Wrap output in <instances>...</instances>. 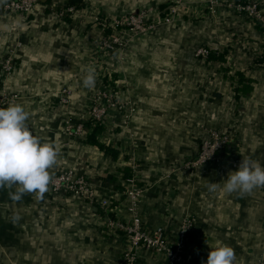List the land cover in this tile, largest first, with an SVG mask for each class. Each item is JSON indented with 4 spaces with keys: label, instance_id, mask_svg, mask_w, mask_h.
Wrapping results in <instances>:
<instances>
[{
    "label": "crops",
    "instance_id": "1",
    "mask_svg": "<svg viewBox=\"0 0 264 264\" xmlns=\"http://www.w3.org/2000/svg\"><path fill=\"white\" fill-rule=\"evenodd\" d=\"M208 1L38 0L28 18L7 14L0 5V89L18 94L30 114L33 134L59 148L58 162L50 170L53 176L65 169L86 175L95 197L112 196L116 210L127 203L123 171L130 169L144 188L141 216L146 230L163 226L173 242L180 221L194 219L185 264H206L218 244L234 249L237 264H260L262 189L241 195L222 188L243 158L264 166V60L259 57L264 31L243 15L208 13ZM179 2L185 6L179 8L177 20L137 37L120 61L113 60L120 98L136 107L131 121L125 124L123 114L113 109L93 138L96 143L89 139L91 130L71 136L65 121L88 120L90 100L99 90L97 79L94 88L83 86L105 35L94 19L143 9L167 11ZM66 5L77 6L78 14L60 18L50 12ZM200 47L217 50L222 59L196 57ZM11 51L15 69L7 76L1 61ZM64 88L74 92L68 104L60 103ZM204 128L235 132L231 151L220 166L208 165L199 172L184 169L198 153ZM209 183L220 188L210 192ZM124 209L116 214L127 215ZM14 215L20 217L16 222ZM109 217L88 199L54 197L50 187L43 200L30 193L20 202L0 189V264H120L127 242L108 234ZM138 261L166 264L152 250H142Z\"/></svg>",
    "mask_w": 264,
    "mask_h": 264
},
{
    "label": "built area",
    "instance_id": "2",
    "mask_svg": "<svg viewBox=\"0 0 264 264\" xmlns=\"http://www.w3.org/2000/svg\"><path fill=\"white\" fill-rule=\"evenodd\" d=\"M179 5L170 7L167 11L143 9L138 13H128L116 18H100L97 21L102 24L104 32L111 28L109 35H104L94 57V68L96 79L101 84L89 104L88 120L80 121L68 118L65 127L68 133L74 137H81L87 130H93L98 125H103L104 120L113 109L123 114L125 124H128L136 113V107L131 101L120 98L117 83L114 81L112 71L109 70L108 62L115 57L121 56L123 50L137 36L155 31L163 24H170L177 20L179 8L184 7L183 2ZM38 0H10L7 2L3 11L7 14H19L28 18L36 11ZM51 12L60 18H69L78 14L79 9L75 5H66L59 8H50ZM208 13L216 14L219 11L227 10L234 14L248 17L251 21L260 25L264 31V12L261 0H209L207 6ZM22 44L19 43L18 47ZM217 52L207 47L197 48L196 57L207 60L211 52ZM264 56V46L259 53V57ZM14 53L11 51L1 61V67L5 75H11L15 69ZM73 99L71 90L65 88L60 92V103L68 104ZM18 94H10L0 89V108H6L10 103H19ZM87 123H90L88 125ZM235 132H220L213 129L204 128L202 130L199 150L195 157L190 158L184 163L183 168L199 172L208 165H222L225 163V154L235 142ZM125 185V196L127 203L116 208L124 209L127 215L120 216L112 208V196L103 199L95 197V191L90 180L86 175L78 174L73 169H65L54 175L52 183L49 185L54 197L62 198L72 196L79 199H88L100 206L109 213L114 209L115 217H109L106 222V230L110 235H120L127 242L120 264H138L139 254L142 250H152L160 255L166 264H185L186 263V241L193 233L194 219L184 217L180 221V229L176 240H168V231L159 226L155 231H148L143 226L141 216V202L144 188L141 187L134 178L127 179ZM264 196V187H261ZM122 207V208H121ZM121 212V211H120ZM264 264V256L260 260Z\"/></svg>",
    "mask_w": 264,
    "mask_h": 264
},
{
    "label": "clouds",
    "instance_id": "3",
    "mask_svg": "<svg viewBox=\"0 0 264 264\" xmlns=\"http://www.w3.org/2000/svg\"><path fill=\"white\" fill-rule=\"evenodd\" d=\"M6 3L7 0H0V5ZM95 83L96 70L89 67L83 86L91 89ZM29 115L20 103L0 108V189L8 190L13 202H20L30 193L43 200L54 179L50 170L57 164L60 155L56 145L33 134L28 123ZM207 187L210 192H216L220 185L209 183ZM258 187H264V166L258 161L243 158L238 170L228 173L222 191L242 195ZM19 219L18 215H14L13 222ZM206 264H237V257L232 247L218 244L208 254Z\"/></svg>",
    "mask_w": 264,
    "mask_h": 264
},
{
    "label": "trees",
    "instance_id": "4",
    "mask_svg": "<svg viewBox=\"0 0 264 264\" xmlns=\"http://www.w3.org/2000/svg\"><path fill=\"white\" fill-rule=\"evenodd\" d=\"M258 25V24H257ZM260 27V25H258ZM220 56H217L215 55V52H211L210 56L208 57L207 61H212V60H215V59H218V58H221L222 59V56L223 54H219ZM262 60H264V56L261 58ZM88 125H90V123H87ZM102 130V125H98L96 127H94V129L92 130V134L90 136V141L91 143H96V141L93 139L94 137H96L97 134H99ZM104 147V146H103ZM107 150H110L109 148H106ZM231 151V148L229 147L226 154H225V158L227 156V153ZM124 178L127 180V179H130L133 177V174L131 173V170L130 169H125L124 171ZM99 209H100V212L102 214H104V209L100 206V204H97ZM112 207L114 206V203L111 205ZM109 216L114 218L115 217V214L114 213H109Z\"/></svg>",
    "mask_w": 264,
    "mask_h": 264
},
{
    "label": "rangeland",
    "instance_id": "5",
    "mask_svg": "<svg viewBox=\"0 0 264 264\" xmlns=\"http://www.w3.org/2000/svg\"><path fill=\"white\" fill-rule=\"evenodd\" d=\"M50 12H51V11H50ZM236 15H238V14H236ZM57 16H58V15H57ZM94 17H95V16H94ZM96 18H97V17H96ZM96 18H95L94 21H93L94 23L98 24V22H101V21H97ZM100 18H102V17H100ZM99 27H101V28L103 29L102 24H101V25L99 24ZM103 31H104V29H103ZM110 33H111V28L108 29V30L105 32L106 35H109ZM137 37H139V36H137ZM137 37H136V38H137ZM136 38H134V39L130 42V45H132V44L136 45V43H133L134 41L136 42ZM134 45H132V46H134ZM122 53H123V52H122ZM121 55H122V54H121ZM95 56H96V53L93 55V58H94ZM120 60H121V56H120V54H119L118 57H117V56L115 57L114 61L117 62V61H120ZM93 61H94V60H92V63L90 64L92 67H94V63H93ZM114 63H115V62H114ZM112 64H113V60H112V61L110 60V62H108V67H109V70L112 71V74H114V75H113V78H114V81L117 83V82H118V78L116 77V74H115L114 71H113V68H112L113 65H112ZM97 83H98V89L101 88V84H102L103 82H99V81H98ZM102 85H103V84H102ZM64 89H65V88H64ZM64 89H63V90H64ZM67 89H68V90H71L70 88H67ZM118 89H119V88H118ZM61 91H62V90H61ZM71 91H72L73 96H74V92H73V90H71ZM97 92H98V91H97ZM119 96H120V93H119ZM126 101H131V100H126ZM131 102H132V101H131ZM132 103H133V102H132ZM133 104H134V103H133ZM188 160H189V159H188ZM62 198H63V197H62ZM62 198H61V199H62ZM52 201H54L55 203L58 202L57 199H54V200H52Z\"/></svg>",
    "mask_w": 264,
    "mask_h": 264
}]
</instances>
